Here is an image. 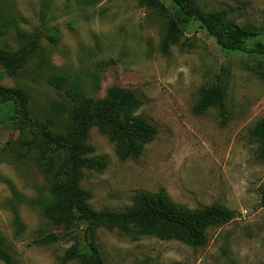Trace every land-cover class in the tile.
<instances>
[{
  "label": "rangeland",
  "instance_id": "374dc122",
  "mask_svg": "<svg viewBox=\"0 0 264 264\" xmlns=\"http://www.w3.org/2000/svg\"><path fill=\"white\" fill-rule=\"evenodd\" d=\"M195 1L208 13L227 9V22L254 34L226 49L174 0H0V52L39 35L37 51L15 74L0 59V85L21 89L34 116L53 117L64 130L70 114L52 106L73 105L69 88L97 100L120 86L142 100L133 114L158 129L139 158L121 159L116 142L90 128L88 155L106 160L102 170L85 169L81 181L94 209L121 210L139 191H164L187 208L220 203L236 213L210 227L202 247L96 228L107 264H264L263 139L253 133L264 119V0ZM54 75L64 76L61 87ZM214 85L225 91V123L217 107L194 111L199 90ZM14 112L0 94V247L14 264H84L70 253L85 249L88 222L55 224L44 215L50 179L21 147Z\"/></svg>",
  "mask_w": 264,
  "mask_h": 264
},
{
  "label": "trees",
  "instance_id": "16d2710c",
  "mask_svg": "<svg viewBox=\"0 0 264 264\" xmlns=\"http://www.w3.org/2000/svg\"><path fill=\"white\" fill-rule=\"evenodd\" d=\"M195 2L174 0L183 16L201 19L220 46L241 48L245 39L254 34L251 27L227 22V9L208 13ZM38 46L39 35H35L15 52L1 51L0 59L8 73L15 74L17 69L24 67ZM50 80L61 87L65 78L54 75ZM0 94L13 102L14 118L20 125L21 147L37 155V164L50 179L53 200L45 206L44 215L55 224H70L77 218L88 222L85 249H72L70 253L71 257H83L84 264H107L92 235V230L99 227L118 229L132 239L156 236L202 247L208 241L206 233L210 227L235 218L236 213L220 203L187 208L176 203L164 191H139L134 195L132 204L121 210H96L90 205L91 193L81 186L84 170H102L106 166L103 157L88 155L90 128L95 124L100 126L116 142L121 159L139 158L145 144L158 133L157 127L148 119L133 114L142 104L134 90L111 86L104 98L96 100L83 98L78 85L69 88L67 94L73 105L57 101L52 106L59 113L69 112L71 123L64 130L55 129L56 120L53 117L42 119L34 116L21 89L0 85ZM199 94L194 111L202 113L217 107L221 123H225L229 108L224 89L220 85L202 87ZM253 133L263 139L264 155V119L257 123ZM260 191L264 206V186ZM0 260L5 264H14L12 256L2 247Z\"/></svg>",
  "mask_w": 264,
  "mask_h": 264
}]
</instances>
